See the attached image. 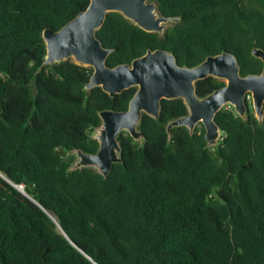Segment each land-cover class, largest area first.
I'll return each mask as SVG.
<instances>
[{
    "label": "trees",
    "instance_id": "trees-1",
    "mask_svg": "<svg viewBox=\"0 0 264 264\" xmlns=\"http://www.w3.org/2000/svg\"><path fill=\"white\" fill-rule=\"evenodd\" d=\"M149 1L179 21L161 37L109 13L96 33L113 49L108 67L163 49L190 68L229 52L242 76L262 73L252 51L264 50V0ZM89 5L0 0V264H264V121L249 98L247 121L232 106L217 114L218 146H207L203 125L170 138L169 122L188 110L182 99L163 100L159 119L143 115V141L119 136L124 163L107 178L72 170L73 150L98 151L99 113L128 110L137 92H88L93 69L71 60L39 71L43 31ZM224 85L209 77L197 93Z\"/></svg>",
    "mask_w": 264,
    "mask_h": 264
},
{
    "label": "water",
    "instance_id": "water-1",
    "mask_svg": "<svg viewBox=\"0 0 264 264\" xmlns=\"http://www.w3.org/2000/svg\"><path fill=\"white\" fill-rule=\"evenodd\" d=\"M109 13H120L127 20L149 33L164 36L169 23L178 18L161 16L155 2L149 0H90V5L59 31L46 28L43 39L47 56L44 65L51 66L65 61L92 68L93 74L86 85L89 92L100 87L115 98L124 91L137 88L126 111L104 110L99 113L101 125L96 129L95 140L99 143L96 153L75 149L72 170L93 169L107 178L114 164H123L119 136L127 132L141 142L144 133L139 129L143 115L159 119L162 101L182 99L188 113L172 120L167 126L169 137L174 128L186 127L193 135L198 125L205 128L208 147L218 146L223 137L215 121L217 114L226 106H232L244 121L249 115L247 98H252L254 114L260 124L264 121V69L261 74L241 75L237 57L223 52L193 68L180 66L176 56L166 50H148L131 64L114 68L107 66L113 49L104 47L96 33L105 24ZM254 57L264 63V50L255 47ZM213 77L225 82L224 87L206 97L197 93V83Z\"/></svg>",
    "mask_w": 264,
    "mask_h": 264
},
{
    "label": "rangeland",
    "instance_id": "rangeland-1",
    "mask_svg": "<svg viewBox=\"0 0 264 264\" xmlns=\"http://www.w3.org/2000/svg\"><path fill=\"white\" fill-rule=\"evenodd\" d=\"M249 100H250V102L252 103V98L250 97L249 98ZM229 106V105H228ZM252 108H253V105H252ZM254 110V109H253ZM199 127L201 126V125H198ZM97 134V132L95 133V135Z\"/></svg>",
    "mask_w": 264,
    "mask_h": 264
},
{
    "label": "built area",
    "instance_id": "built-area-1",
    "mask_svg": "<svg viewBox=\"0 0 264 264\" xmlns=\"http://www.w3.org/2000/svg\"><path fill=\"white\" fill-rule=\"evenodd\" d=\"M18 188L20 189V190H23V186L21 185V186H18Z\"/></svg>",
    "mask_w": 264,
    "mask_h": 264
}]
</instances>
